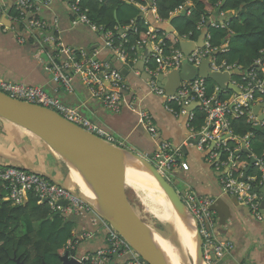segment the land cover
<instances>
[{"label":"built area","instance_id":"2783aa9c","mask_svg":"<svg viewBox=\"0 0 264 264\" xmlns=\"http://www.w3.org/2000/svg\"><path fill=\"white\" fill-rule=\"evenodd\" d=\"M54 0H15L16 15H13L15 24L7 27L2 18L9 14L4 0H0V31H13L20 43H25L27 38L20 34L19 25H24L23 31H27L30 36L35 37L40 48L36 52V57L45 63L48 70L52 73L53 80L61 83L65 89H71V81L74 75L80 74L84 82L89 84L93 97L101 102L111 111L117 113L122 106V90L126 88L124 76L115 68H111L106 60H99L90 56L84 50L80 51V57L76 50L65 48L69 51L66 60L59 61L64 45L59 36L56 35V20L39 17L43 7L49 8ZM65 2L72 14L71 26L87 25L93 30L100 32L103 36L105 47L109 48L113 54L121 61L128 62L126 52L128 48L123 42L116 43L114 32L106 30L103 25L95 23L89 16V8L83 5V0H62ZM43 6V7H41ZM139 10L143 14L153 13L158 21H162L157 14V0H139L137 3ZM193 2L187 0L177 5L171 15L184 13L191 16L193 13ZM227 13L208 18L203 15L197 24L198 30L207 29L204 36L203 45H196L189 55L181 48H172L166 51V42L163 32L159 28L148 30V37L143 40L138 47L148 43L152 46L151 59L148 60L146 71L150 76L149 85L155 94L166 95L164 88L159 85V76H166L171 70L181 67L186 59L195 66L201 65L204 60H209V71L230 74L229 83L236 86L239 91L232 92L227 98H221V92H228L230 89L222 88L218 83L211 93L208 92L207 79L195 77L190 81H183L176 94L166 95V107L168 110L178 113L186 112V107L196 104L195 109L188 111L190 139L197 140L195 145L200 151H207L206 159L212 165L229 166V170L220 175V184L223 190L238 198L247 205L257 219L264 218L261 208L263 195L259 191H253L254 187H261L264 183V157H258L252 151L254 142L253 133L239 137L232 127V120L246 116L248 122L264 125V120H259L254 113V107L264 102V55L259 56L249 67H244L237 63H228L226 60L218 61L217 54L226 52L229 49L228 42L221 46H214L211 43L210 28L225 27L230 17ZM10 15V14H9ZM11 16V15H10ZM131 25L123 29L120 35L124 43L127 42V33ZM118 29V28H117ZM53 31V33H51ZM194 41L188 35L180 38L181 41ZM50 48L51 52L47 50ZM261 53L263 51L261 50ZM0 91L12 97L26 100L31 103L48 107L60 113L68 120L82 126L109 142H115L114 138L101 126L83 117L75 107H70L60 99L50 95L43 87L38 85H28L22 82H12L0 78ZM139 109V121L147 126L153 136H158V129L152 121L148 110L140 100H133ZM133 102V103H134ZM179 106V109L174 105ZM201 110L205 114V123L195 130L190 120L195 116V110ZM264 114V107L261 110ZM200 136V138H198ZM116 143V142H115ZM245 147L251 150L249 156L255 158L253 165L257 166L262 172V179L257 183L255 176L244 178L245 173L236 175L233 168L236 166V152ZM224 153H228V159H221ZM154 163L158 171L170 181H173L176 170H188L189 165L183 160L182 147L176 146L169 141H161L159 149L155 153L147 155ZM0 188L1 196L5 201H10L13 205H24L31 192L37 195L38 202H48L51 212L60 210L62 213L79 215L86 218L92 225H98L106 232V245L94 251H90L77 258L83 264H148L141 255L134 250L130 244L104 220L94 209H92L82 198L69 189L56 184L50 179L18 165H0ZM181 196L185 200L188 208L196 217L200 226V233L203 237L205 246L212 245L217 255L222 256L230 248L229 242H217L207 228L213 221L214 212L210 209L214 203L212 197H201L193 190L184 192L178 188ZM67 201L68 204L62 205L60 201ZM84 237H93V233L85 231ZM76 249L75 241H67L66 250ZM208 258L209 254L205 253Z\"/></svg>","mask_w":264,"mask_h":264},{"label":"crops","instance_id":"0c3cea01","mask_svg":"<svg viewBox=\"0 0 264 264\" xmlns=\"http://www.w3.org/2000/svg\"><path fill=\"white\" fill-rule=\"evenodd\" d=\"M4 3L11 16L8 14L2 20L7 27H11L15 24L12 17L15 14V0H4ZM12 9L14 12H11ZM41 15L52 22L56 20V35L64 45L61 51L62 60H66L69 56L66 47L84 50L99 60H105L112 54L105 47L100 32L84 24L71 26L72 14L62 0H54L49 8L43 7ZM144 17L148 21V30H156L158 27L156 23L159 21L155 15L145 13ZM21 25L19 32L27 38L25 43H20L13 31H0V78L43 87L50 95L70 107L77 108L83 117L103 127L117 144L146 158L159 149L161 141H169L174 145L185 147L187 152L182 151L183 160L187 162L189 169L176 170L172 180L177 188L184 192L186 189L193 190L201 197L215 199L216 209L210 208L214 212L213 221L207 228L217 242L230 243L228 251L222 256L217 255L218 260L223 259L222 264H264V218L257 219L247 205L223 190L219 179L223 172L230 169L228 165L225 167L221 165L218 169L207 161L204 151L189 144L191 131L188 111L174 113L168 110L166 95L163 97L151 90L150 76L146 73L152 53L150 43L138 47V53L131 61L119 60L123 67L127 68V75H124L126 88L122 90L121 110L115 113L101 100L93 97L89 84L84 82L80 74L73 76L70 90L54 81L45 63L35 55L41 46L39 41L35 37H30L26 30L23 31ZM134 99L140 100L148 110L153 123L157 126L158 136H153L147 126L139 121V109ZM262 108L259 114L262 113ZM263 126L254 125L259 129ZM0 161L44 172L70 188L75 186L76 181L72 172L50 147L32 133L2 118H0ZM157 191L162 193L160 190ZM152 193L155 195L141 196L145 202L150 200V209L154 210L156 216L153 197L156 196L159 200L163 197L165 203V195ZM168 211L169 221L175 222L173 211ZM85 231L93 233V237H84ZM74 234L77 256H83L106 245V232L98 225L90 224L86 218L81 224L75 225ZM213 248L212 245L204 246V251L209 257L214 253ZM210 261L211 264H217L211 258Z\"/></svg>","mask_w":264,"mask_h":264},{"label":"water","instance_id":"95a60500","mask_svg":"<svg viewBox=\"0 0 264 264\" xmlns=\"http://www.w3.org/2000/svg\"><path fill=\"white\" fill-rule=\"evenodd\" d=\"M241 10L242 6L239 8L238 13ZM141 16L144 17V14L141 13ZM156 24L159 29L175 33L174 28L171 25V20L159 21ZM51 33H53V31H51ZM122 33L123 29H120V34ZM206 33L207 29H204L197 42L187 40L181 41L180 48L185 55H189L196 45H203ZM105 60L110 63L111 68L118 69L123 76L127 75V68L123 67L118 58L113 55V52L105 58ZM142 63L144 64V61ZM230 76L231 75L228 73L210 72L208 59L204 60L199 66L193 65L185 59L180 68L171 70L166 76H163V74L160 75L159 85L164 88L165 94L170 96L176 94L183 81H190L195 77H203L205 79L213 80L222 88H228L238 92L239 89L228 82ZM195 106L197 105L193 104L187 106L186 109L187 111H190L195 109ZM262 107H264V102L254 107V113L258 115L259 120H264V114H259V110ZM0 118L27 130L50 147L72 172L76 181L75 186L70 188L44 172L28 170L36 172L56 184L76 193L104 220H106L111 228L116 230L148 264H175L159 240H166L171 244L172 242L170 237L163 236L159 231L155 230L151 225L142 220L129 202L123 188V185L126 186V183L119 172V168L113 162L112 156L115 152H121L129 156L145 173L149 172L154 177L155 181L160 186L161 191L170 201L173 213L177 218L175 219L176 222L170 223L175 229V238L180 239L178 227L184 222L190 239L192 240L194 237V241L195 239L197 240L196 249L198 259L202 260L205 264H211L210 258L217 264L223 263L224 260H218L215 251L210 257L205 258V244L200 233L199 222L188 208L176 186V183L163 176L150 159L141 156L120 144L109 142L104 138L87 131L82 126L68 120L53 109L12 97L3 91H0ZM198 138H200V136ZM196 142L197 140H189V144H196ZM182 151L187 152V149L182 147ZM240 152L250 154L251 150L246 148L245 144H243V148L240 151H237L235 155L237 156ZM204 153L207 154L208 152L204 151ZM255 161V158H251L250 164L244 174V178H247V171ZM71 165L81 175L83 181L88 187V193L82 188L79 179L77 178L78 176L72 169ZM253 191H259L263 195L261 208L264 212V183L259 188L254 187ZM59 203L62 205L68 204L65 200L60 201ZM210 208L212 210L214 208L216 209L215 200ZM59 215L67 218V221L71 220L78 225L81 224V221L84 219L79 215L62 213L60 210L53 213L51 217ZM191 221L194 222V227L192 226ZM182 249H184L183 253L187 256L188 263L194 264L195 262L193 258L187 253L188 250L186 245L184 248L182 247ZM182 260H184L183 262L186 264L184 257ZM14 262L15 264H24L20 259H15ZM43 264H46V262H43ZM58 264L83 263L76 255H71L70 251L66 250L64 254L60 256Z\"/></svg>","mask_w":264,"mask_h":264},{"label":"trees","instance_id":"16d2710c","mask_svg":"<svg viewBox=\"0 0 264 264\" xmlns=\"http://www.w3.org/2000/svg\"><path fill=\"white\" fill-rule=\"evenodd\" d=\"M138 1L83 0V5L90 10V18L95 23L103 25L106 30H112L116 43L123 42L128 48L126 56L129 61L136 57L139 44L148 37V21L141 16V10L137 6ZM185 1L187 0H157L159 18L162 21L171 20L175 31V33L162 29L160 31L163 32L167 52L172 48H179L180 38L184 35H188L193 40L199 39L202 30H198L197 24L203 15L210 18L226 12L230 17L227 25L211 27L209 30L211 43L214 46H221L226 42L229 45L228 51L217 54L218 61L226 60L228 63L249 67L256 58L264 55V0H191L194 5L191 16H186L184 13L171 15L172 10ZM241 6L242 10L238 13ZM11 12L14 10L12 9ZM38 16L45 18L43 15ZM132 22H134L132 27L125 30L127 42L124 43L120 36V28L126 29ZM21 27L24 28L23 25ZM47 50L51 52L50 48ZM76 54L80 57V51L76 50ZM58 60L62 61V57L59 56ZM207 85L208 92L211 93L216 82L207 79ZM232 92H234L232 89L221 92L220 97L227 98ZM174 106L179 108L176 104ZM204 123L205 114L199 109L195 110V116L190 120L191 126L199 130ZM232 127L239 137L253 133L252 151L258 157H264V126L260 129L255 128L248 122V118L243 116L232 120ZM228 157L229 154L224 153L221 159L226 160ZM250 160L248 153L240 152L236 156L234 173L236 175L245 173ZM247 174L255 176L257 183L262 179V172L255 165L248 169ZM126 196L134 207L130 192H126ZM0 199V264H14L15 259H20L24 264H43V262L58 264L60 256L66 251L67 241L75 238L76 223L67 221V218L61 215L51 217L53 213L48 202L39 203L34 192L30 193L24 205H13L10 201H5L1 194ZM170 223V221L166 222L168 225ZM22 226L24 233L19 234ZM162 227L166 225L155 226L163 236L168 237L161 232ZM173 230L175 231L174 228ZM70 253L76 252L73 250Z\"/></svg>","mask_w":264,"mask_h":264},{"label":"bare ground","instance_id":"6f19581e","mask_svg":"<svg viewBox=\"0 0 264 264\" xmlns=\"http://www.w3.org/2000/svg\"><path fill=\"white\" fill-rule=\"evenodd\" d=\"M112 157H113L114 164L119 168V172L121 173L122 178L126 182L127 185H129L130 187H132L135 190H139L140 193H142V195H144V196L155 195L152 192H158V194L161 196V194L163 192L161 191V188L158 185V183L155 181L154 177L149 172L145 173L142 170V168L136 162H134L129 156H127L121 152H115V153H113ZM72 169L74 170V172L78 176L77 178L79 179V182H80L82 188L85 189L86 192L88 193V191H87L88 187L85 184V182L83 181L81 175L73 166H72ZM157 190H160L162 193H159V191H157ZM161 198L163 199V197H161ZM149 199H152V198H149ZM153 199H154L153 200L154 209H155L157 215H159L164 210V200H162V199L159 200L156 196H154ZM191 224L194 227L193 221H191ZM178 234L180 237V244H182L183 248L186 245V248L188 250L187 253H189L191 258H193V260L195 262L194 264H205L202 260L198 259L197 249H196L197 240L195 239V241H194V237L192 240L190 239L188 232H187V227H186L184 222L181 225H179ZM159 242L167 250L169 256L172 258V260L174 261L175 264H184V262H183L184 260H182L183 253H180V248H177L173 244L170 247V245H169L170 242L166 241V240L164 241V240L160 239Z\"/></svg>","mask_w":264,"mask_h":264},{"label":"rangeland","instance_id":"374dc122","mask_svg":"<svg viewBox=\"0 0 264 264\" xmlns=\"http://www.w3.org/2000/svg\"><path fill=\"white\" fill-rule=\"evenodd\" d=\"M2 139H4V136H2ZM4 163H5V161H0V165H2ZM5 164H9V163H5ZM123 188H124L125 192H130L132 199L134 201V207H135L134 209L139 214V216L142 218V220H144L146 223L151 225L155 230H157L155 228V226H157V225L158 226H160V224L166 225V227L160 228L161 232L163 234H165L166 236L170 237L172 244L174 246H176L177 248H180V253H183L184 249H182V246L180 244V239L175 238L173 226L166 224V222L169 221V211L168 210H171V212L173 211L171 204L168 201V199L165 197L164 210L161 212L160 216H157V215L155 216V213L150 209V207H151L150 200H146V202L143 201L142 200L143 195H142V193H140L139 190H135L133 188H130L129 186L126 187L125 185H123ZM171 212H170V214H171ZM175 219H176V217H175ZM22 233H24V227L23 226L20 227V229H19V234H22ZM172 244L169 243L170 247L172 246ZM182 256L186 260V264H189L187 261V256L185 255V253H183Z\"/></svg>","mask_w":264,"mask_h":264},{"label":"clouds","instance_id":"9594fccd","mask_svg":"<svg viewBox=\"0 0 264 264\" xmlns=\"http://www.w3.org/2000/svg\"><path fill=\"white\" fill-rule=\"evenodd\" d=\"M142 13V12H141ZM226 13V12H225ZM216 15H218V14H216ZM227 16H228V13L226 14ZM229 17V16H228ZM228 22V21H227ZM161 30V29H160ZM162 31V30H161ZM190 41H192V40H190ZM196 42H197V40H196ZM181 43V42H180ZM180 48V47H179ZM79 51V50H78ZM91 56V55H90ZM115 56V55H114ZM119 60V59H118ZM146 157V156H145ZM28 170V169H27Z\"/></svg>","mask_w":264,"mask_h":264},{"label":"flooded vegetation","instance_id":"af4514ba","mask_svg":"<svg viewBox=\"0 0 264 264\" xmlns=\"http://www.w3.org/2000/svg\"><path fill=\"white\" fill-rule=\"evenodd\" d=\"M126 187H127V184H126ZM0 201H1V199H0ZM14 264H15V262H14Z\"/></svg>","mask_w":264,"mask_h":264}]
</instances>
